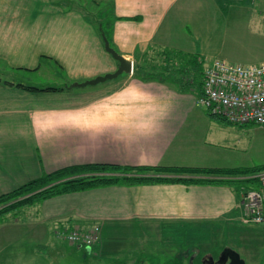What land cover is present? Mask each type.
I'll use <instances>...</instances> for the list:
<instances>
[{
	"label": "crops",
	"instance_id": "0c3cea01",
	"mask_svg": "<svg viewBox=\"0 0 264 264\" xmlns=\"http://www.w3.org/2000/svg\"><path fill=\"white\" fill-rule=\"evenodd\" d=\"M113 1L121 19L113 24L112 45L120 54L135 63L150 46L183 50L172 47L173 33L169 28L164 36L163 29L192 0ZM102 34L96 21L57 0H0V195L80 164L238 167L230 123L209 114L195 93L142 81L133 73L93 89L16 78L22 70L46 65L58 66L62 79L72 82L115 71L119 62L105 49ZM18 83L62 89L28 90ZM241 187L225 182L113 184L47 198L34 215L50 221L56 233L99 225L96 252L109 238L120 239L140 224L162 235L166 226L200 230L210 224L204 235L211 241L225 235L226 227L251 228L252 238L264 246V224L240 219ZM217 225L218 231H212ZM243 249L248 264H262ZM163 251L180 260L176 248L164 246Z\"/></svg>",
	"mask_w": 264,
	"mask_h": 264
},
{
	"label": "rangeland",
	"instance_id": "374dc122",
	"mask_svg": "<svg viewBox=\"0 0 264 264\" xmlns=\"http://www.w3.org/2000/svg\"><path fill=\"white\" fill-rule=\"evenodd\" d=\"M57 1L75 7L80 14L85 15L87 21L93 23L95 12L101 7L98 0ZM187 4L191 5L185 6L177 15L172 14L163 29L164 36L171 29L172 47L181 48L186 53H198L206 64L215 58L243 64L264 62V0H192ZM163 48L170 47H155L145 58L136 61L144 63L149 72L161 73L166 65L174 69L170 62L173 59L172 62L177 65L176 59L170 60L169 55H162L165 51ZM62 75L58 66L54 69L46 65L39 70H22L16 78L27 84L48 82L71 86L74 83L62 79ZM104 83L78 89L98 88ZM230 125L231 154L237 155L238 167H254L264 171V124ZM38 205L39 202L25 205L16 215L11 212L4 219L5 222L0 223V264H16L21 260L24 264H128L130 260L150 264H202L209 253L217 258L225 247H231L239 253L245 250L243 248L251 250L264 264V246L252 238L254 231L251 232V228L238 231L237 228L232 230L226 227L225 235L211 241L209 235H204L210 224L202 225L200 230H188L184 224L175 228L166 226L162 227L166 229L163 235L156 227L135 225L120 239L113 241L109 238L96 252L95 245L100 241L99 238L92 246L94 249L88 251L86 246L78 247L57 234L50 226V221L39 215L37 218L34 209ZM219 227L221 225L215 226L212 231ZM228 231L233 234L232 237L228 236ZM164 246L176 248L180 260L170 258V253L163 251ZM241 252L240 255L245 256Z\"/></svg>",
	"mask_w": 264,
	"mask_h": 264
},
{
	"label": "trees",
	"instance_id": "16d2710c",
	"mask_svg": "<svg viewBox=\"0 0 264 264\" xmlns=\"http://www.w3.org/2000/svg\"><path fill=\"white\" fill-rule=\"evenodd\" d=\"M98 3L101 7L95 12L96 17L93 19H95L99 29L102 33L106 34L111 46H113V24L116 20L121 19V17L115 14L113 0H98ZM154 48L155 46H150L137 59L145 58ZM163 50L165 51L161 54L169 55L170 60L175 58L178 66L173 63L174 61L172 59L173 62L171 61L170 63H172L174 69L166 65L161 73H154L147 71L144 63L137 62L136 59L132 75L142 81L155 80L167 83L180 92H192L199 96L202 92V77L205 68V61L202 56L198 53H186L180 49L163 48ZM122 75L128 74L123 73L118 77ZM17 85L23 86L28 90L62 89L61 87L50 86L43 88L22 85L20 83ZM67 88H72V86L69 85ZM221 119L224 120L223 118ZM258 170L259 173L263 171L254 167L122 166L111 163L74 165L52 173L43 174L38 178L21 184L9 192L2 193L0 195V221H3L11 212L16 215L19 209L25 205H32L61 194L113 184L140 185L172 182L199 184L225 182L231 185H241V188H257L259 187L258 178L256 177ZM57 181L61 182L54 184ZM91 248L93 249L92 246Z\"/></svg>",
	"mask_w": 264,
	"mask_h": 264
},
{
	"label": "built area",
	"instance_id": "2783aa9c",
	"mask_svg": "<svg viewBox=\"0 0 264 264\" xmlns=\"http://www.w3.org/2000/svg\"><path fill=\"white\" fill-rule=\"evenodd\" d=\"M264 15V4H263ZM199 103L209 114L230 124H264V62L243 64L215 58L205 63ZM259 187L242 188L241 221L264 224V171L257 173ZM101 227L93 225L58 231L74 245L93 246L100 238Z\"/></svg>",
	"mask_w": 264,
	"mask_h": 264
},
{
	"label": "water",
	"instance_id": "95a60500",
	"mask_svg": "<svg viewBox=\"0 0 264 264\" xmlns=\"http://www.w3.org/2000/svg\"><path fill=\"white\" fill-rule=\"evenodd\" d=\"M105 49L119 62V65L115 71L107 72L105 74L97 75L91 79H87L83 82H74L72 87H83L87 85H95L99 82H104L106 80L115 79L123 73L132 74L134 71V62L132 59L125 57L120 54L113 46H111L110 41L105 33L102 34ZM62 181V180H61ZM57 181L56 183H60ZM88 251H91V246L86 247ZM192 264V262H191ZM202 264H248L246 260L240 255L238 251L231 247H225L218 258H214L212 255L205 257Z\"/></svg>",
	"mask_w": 264,
	"mask_h": 264
},
{
	"label": "flooded vegetation",
	"instance_id": "af4514ba",
	"mask_svg": "<svg viewBox=\"0 0 264 264\" xmlns=\"http://www.w3.org/2000/svg\"><path fill=\"white\" fill-rule=\"evenodd\" d=\"M217 259V258H216Z\"/></svg>",
	"mask_w": 264,
	"mask_h": 264
}]
</instances>
